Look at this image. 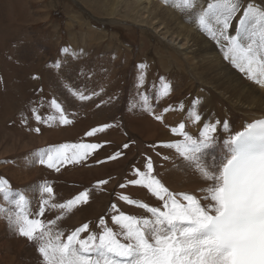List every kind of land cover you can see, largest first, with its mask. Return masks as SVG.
<instances>
[{"label": "rangeland", "instance_id": "1", "mask_svg": "<svg viewBox=\"0 0 264 264\" xmlns=\"http://www.w3.org/2000/svg\"><path fill=\"white\" fill-rule=\"evenodd\" d=\"M134 1L0 0V143L4 140V147H0V179L8 181L12 189L7 198L0 193V262L43 264L37 244L20 236L6 219V214L15 209L13 202L21 194L28 197L32 218L42 219L45 223L56 220V224L49 227L53 234L57 230L63 231L62 239H66L72 230L84 223H89V232L98 234L102 229L98 223L101 216L112 227L113 203L127 214L149 215L145 209L135 211L119 199L121 194L139 199L138 187L128 181L135 179L132 176L135 169L146 171L147 157L152 158L153 174L171 191H189L192 180L180 175L174 166L164 164L163 157L167 155L159 146L160 142L175 141L180 137L168 131L161 141L146 138L132 127L133 122H141L145 115L160 113L163 119L171 118L173 125L162 122L166 126L185 122L186 131L193 136L198 135L204 122L227 121V130L222 123L217 126V132L226 135L240 125L241 122L226 117L230 108L226 103L232 95H224V91L221 95L216 93L223 86L232 90L230 85L212 72L213 64L203 61L207 39L211 47H223L218 49L222 55L226 50V42L214 41L200 29L196 20L195 13L205 10L213 0H195V9L189 11L182 10L173 0ZM248 4L264 9L263 0H240V10L231 21V35L236 34L238 21ZM64 48L68 49L67 53ZM218 51L214 49L212 53ZM224 59L222 56L223 62ZM57 63L60 67H56ZM141 64L146 67L140 69ZM227 66L263 96L260 94L264 93L263 86L248 79L246 73L239 71L231 61L224 62L223 76L230 74ZM142 72L143 84L140 82ZM206 72H211L207 78ZM34 75L39 79H33ZM161 77L164 82H170L171 88L164 97L159 95ZM204 80L209 85L204 84ZM80 93L90 98L81 100ZM145 95L148 97L147 109L142 99ZM53 98L62 105L72 124L49 126L32 117L33 107L45 117L58 115L50 107ZM197 100L194 110L202 117L200 124L188 116V110ZM181 103L183 110L180 109ZM166 108L169 111H163ZM242 116L243 123H246L248 115L244 112ZM104 124L112 127L93 136L86 135L92 128ZM37 127L39 132L34 130ZM62 143H97L102 147L80 163L58 165V172L42 165L39 150ZM125 143L129 148H122ZM117 151L122 153L118 159H108ZM167 175L181 180L182 184L169 183ZM103 179H108L109 183L97 187L96 182ZM45 183L53 188L52 197L42 192ZM121 183L127 186L121 188ZM85 190L89 192L88 203L70 212L52 207V204L66 202ZM146 192L147 201H151L152 206H159L160 202ZM43 199H48L49 204L45 205L44 216L38 217L35 214L39 212ZM96 208L100 209L97 215L83 216L86 211ZM59 216L62 218L57 219ZM87 234L81 233V237Z\"/></svg>", "mask_w": 264, "mask_h": 264}, {"label": "snow or ice", "instance_id": "2", "mask_svg": "<svg viewBox=\"0 0 264 264\" xmlns=\"http://www.w3.org/2000/svg\"><path fill=\"white\" fill-rule=\"evenodd\" d=\"M184 11L195 9V0H173ZM240 0H213L207 8L195 13L202 31L218 43H225V59H231L239 71L249 79L264 85V9L248 4L238 21L236 34L231 35V21L240 10ZM65 53L68 52L64 48ZM56 67H60L57 63ZM144 69L146 65H139ZM33 79H39L33 76ZM159 95L167 96L170 84L161 77ZM143 84V73L140 77ZM90 97L79 94V99ZM148 107V97H142ZM193 108L188 110L189 119L200 124L202 117ZM42 107V105H40ZM50 107L58 115L42 116L38 108L31 109V115L38 123L51 126L54 123L69 125L73 121L62 105L51 99ZM180 109H184L183 103ZM165 112L169 109H164ZM155 119L163 122V117ZM222 123L229 128L227 121L204 122L197 136L186 131L185 122L172 126L173 135L181 137L175 141L160 142V147L174 149L189 167L205 181L197 193L173 192L154 175L151 157L146 158V171L135 169L137 178L128 184L139 185L155 197L159 206L138 201L127 194L119 199L129 205L145 209L149 214L138 217L121 211L115 203L111 205L115 214L111 215L109 227L104 216L99 217L102 231L89 232V223L75 228L64 237L61 230L53 234L49 225L39 218H32L29 204L23 194L13 203L15 209L6 214L10 227L30 242L37 244V251L43 264H264V120L249 122L243 131H236L224 140L227 153L216 156L213 150L220 143L215 133ZM112 127L104 124L92 128L86 135L93 136ZM39 132L37 127L34 129ZM102 147L97 143H62L39 150L40 163L60 171L58 165L80 163L93 151ZM123 149L129 144L122 145ZM122 153L115 152L108 157L118 159ZM160 155V153H157ZM165 160L168 156L163 157ZM109 183L108 179L96 182L97 187ZM127 185L121 183L119 187ZM12 192L8 181L0 179V193L5 198ZM42 192L49 197L54 195L53 188L45 183ZM89 201L87 190L79 192L66 202L52 204L53 208L71 211ZM48 199H43L39 212L44 216ZM62 216L57 217L61 219ZM118 229V230H117ZM81 233H88L81 237Z\"/></svg>", "mask_w": 264, "mask_h": 264}, {"label": "bare ground", "instance_id": "3", "mask_svg": "<svg viewBox=\"0 0 264 264\" xmlns=\"http://www.w3.org/2000/svg\"><path fill=\"white\" fill-rule=\"evenodd\" d=\"M136 1V0H135ZM134 1V2H135ZM139 1V0H138ZM255 2H260V0H254ZM264 1V0H263ZM141 3V2H140ZM144 4V3H143ZM259 9H262V8H259ZM159 14V13H158ZM163 16V15H162ZM161 16V17H162ZM169 20V19H168ZM165 20H163L164 22ZM170 22V21H169ZM177 23V22H176ZM181 24V22H180ZM178 26V25H177ZM182 26V25H181ZM187 26V25H186ZM176 27V26H175ZM191 27V26H190ZM188 26V28H190ZM192 28V27H191ZM178 29V28H177ZM180 29V28H179ZM185 30V29H184ZM193 30V29H192ZM188 32V31H187ZM209 36V35H208ZM201 41V40H200ZM215 41V40H214ZM204 42V41H203ZM201 43V42H200ZM211 42H209V40L207 39L205 41V53L203 55V58L205 60V63H207L208 65L209 64H213V68H212V72L216 73L218 76H219V79L222 81V82H227L228 85H230L229 87H231L232 90H230V88L228 87H221L218 90V92H216L217 94H220V93H223L224 91V95L226 94H231L232 97L229 98L227 101L228 103L227 106L230 107L229 109H227V116L228 118H230L231 121H234V122H241L239 126H235L234 129L228 134L226 135L225 133H215V136H216V139L217 141H219L220 143L217 145L218 149L217 150H213V155H217V156H220V155H223V154H226L227 153V149H225L223 147V141L226 140L230 135L234 134L236 131H243L244 128L247 126V124L249 122H253L254 120H257V119H260V118H264V93H261L260 94H263V96H259V91L256 87H254L253 85H248V83L242 81L238 74L235 72V71H232V69L227 66L229 69H230V74L227 75L226 77L223 76V64L224 62H228V61H231V59H224V62L222 61V53L218 51V49H222L221 48V45L219 48H214V47H211L210 45ZM216 43V42H215ZM218 43V42H217ZM221 43V42H220ZM214 44V43H213ZM203 46V48H204ZM217 47V46H216ZM216 50L218 52L216 53H212L213 50ZM200 52V51H199ZM187 53V52H186ZM194 55V54H193ZM188 56V55H187ZM186 57V56H185ZM191 57V56H189ZM195 60V59H194ZM184 61V60H183ZM193 61V59H192ZM194 62V61H193ZM190 64V63H189ZM188 64V65H189ZM202 64V63H201ZM203 68V67H202ZM167 69V68H166ZM228 69V70H229ZM208 71V70H207ZM209 72V71H208ZM206 72V78L208 77V73ZM228 72V71H227ZM226 72V73H227ZM143 73V72H142ZM244 77V76H243ZM249 79V78H248ZM251 80V79H250ZM170 83V82H169ZM204 84H208V82L206 80L203 81ZM254 84V83H253ZM255 84H257L255 82ZM254 84V85H255ZM209 85V84H208ZM202 86V85H201ZM227 86V85H226ZM263 88H264V85H262ZM211 87V86H210ZM209 87V88H210ZM212 88V87H211ZM250 88H252L250 90ZM201 90V89H200ZM261 91V90H260ZM263 91V89H262ZM221 95V94H220ZM234 95L236 96V102H234ZM230 96V95H229ZM211 97V96H210ZM222 97V96H221ZM171 98V97H170ZM225 98V97H224ZM212 100V99H211ZM224 102L226 101L225 99H223ZM230 100V101H229ZM168 102V99L166 100ZM226 101V102H227ZM208 102V101H207ZM211 102V101H210ZM218 103V102H217ZM225 104V105H226ZM220 105V104H219ZM164 106V105H163ZM175 106V105H174ZM216 107V106H215ZM226 107V106H225ZM162 109V108H161ZM168 109V108H167ZM226 109V108H225ZM149 111V110H148ZM158 111V110H157ZM164 111V110H163ZM173 111V110H172ZM224 111V109H223ZM152 112V111H151ZM159 112V111H158ZM162 112V110H161ZM245 112L246 115H248L245 120H246V123H243V119L244 118H241L242 114ZM150 113V111H149ZM219 113V112H218ZM222 114V113H221ZM151 115V114H150ZM156 115H160V113L158 114H155ZM166 115V114H164ZM224 115V114H223ZM155 116L151 115H145L143 118L144 119H141V122L139 123H136V122H133V129L135 131H140L141 134L143 133L144 135L143 136H146V138H149V139H158V140H164L163 138L167 136V132L170 131V128L172 126H166L165 122L169 123V124H172L173 125V120L170 118V120H166V119H163V123L165 126H162V122L161 121H158L155 119ZM216 116V115H215ZM245 115H243L242 117H244ZM169 117V116H167ZM246 117V116H245ZM177 118V117H176ZM175 119V118H174ZM175 122V121H174ZM175 124V123H174ZM74 127V126H73ZM198 127V126H197ZM188 128V127H186ZM64 128H62L63 130ZM68 129V128H66ZM194 129V128H193ZM65 132V130H63ZM62 131V132H63ZM69 131H70V128H69ZM133 131V130H132ZM197 131V129H196ZM132 134V133H131ZM193 134V133H192ZM43 135V134H42ZM39 136V135H38ZM37 136V137H38ZM121 138V137H120ZM122 138H125V137H122ZM136 138V137H135ZM37 139V138H36ZM181 139V137L179 138ZM6 140V139H5ZM40 140V139H38ZM45 141V140H44ZM150 141V140H149ZM157 141V140H156ZM158 141V142H160ZM2 144L4 142L1 141ZM15 142V141H14ZM31 142V141H30ZM38 142V141H37ZM17 143V142H16ZM15 143V145H16ZM39 143V142H38ZM154 143V142H153ZM2 144L0 143V147H4L2 146ZM27 145V144H26ZM30 145V144H29ZM7 146V145H6ZM5 146V147H6ZM19 147V145H18ZM16 147V148H18ZM7 148V147H6ZM25 148V147H24ZM2 149V148H1ZM26 149V148H25ZM28 149V148H27ZM157 149V148H156ZM161 149L165 152V154L169 157V159L165 160V165L166 166H174L175 169L179 172L180 175L182 176H186L187 178H190L192 180V186L190 187L189 191L188 192H192V193H196L199 195V193H197V189H199L200 187L204 186L205 184V181H203L200 176L198 174H196L193 169L191 167H189L188 165V162L184 161L181 157H179V155L175 152L174 149H169V148H165V147H161ZM6 150V149H5ZM3 151V149H2ZM1 151V152H2ZM128 152V151H127ZM9 153V152H8ZM7 154V153H6ZM164 155V154H163ZM2 157V156H1ZM108 157V156H106ZM105 157V158H106ZM163 157V156H162ZM128 159V158H127ZM161 159V161H163ZM121 161V160H120ZM123 161H125V159H123ZM128 161V160H127ZM162 163V162H161ZM95 164V163H94ZM133 164V163H132ZM68 165V164H67ZM109 165V164H108ZM124 165V164H123ZM126 165V163H125ZM64 166V165H62ZM66 166V165H65ZM127 166V165H126ZM136 166V165H134ZM160 166V165H159ZM109 167V166H108ZM107 167V168H108ZM137 168V167H135ZM160 169V168H159ZM86 170V169H85ZM89 170V169H88ZM128 174V173H127ZM26 175V174H25ZM132 176H134V178H137L135 176V173H132ZM167 180L169 183L175 185V186H179L182 184V181L181 180H177L174 176L172 175H167ZM23 181V180H22ZM31 183V182H30ZM136 187H138L139 189V193H140V197L139 199H137L138 201H142V202H145V203H148L150 205H152V202H148L147 201V198L145 196V194H147L146 192V188L142 187V186H139V185H136ZM29 191V190H28ZM135 191V189H134ZM134 193V192H133ZM138 193V194H139ZM32 194V193H31ZM30 196V195H29ZM137 196V195H136ZM28 198V197H27ZM26 198V199H27ZM108 201V200H107ZM126 204V202H124V205ZM108 206V205H107ZM132 206V205H131ZM129 206L130 208L134 209L135 211H137V209L139 207H136V206ZM102 210V209H101ZM100 211V209L98 210V208L94 209V210H90V211H86L83 216L84 217H89V216H92V214H95L97 215V213ZM111 222V221H110ZM109 224V222H108ZM110 225V224H109ZM108 225V226H109ZM112 226V225H111ZM113 227V226H112ZM100 231H102V229H100ZM93 232V231H91ZM0 264H4L3 262H0Z\"/></svg>", "mask_w": 264, "mask_h": 264}]
</instances>
